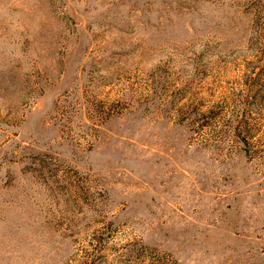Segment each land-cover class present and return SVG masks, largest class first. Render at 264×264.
<instances>
[{
  "label": "rangeland",
  "instance_id": "374dc122",
  "mask_svg": "<svg viewBox=\"0 0 264 264\" xmlns=\"http://www.w3.org/2000/svg\"><path fill=\"white\" fill-rule=\"evenodd\" d=\"M0 264H264V0H0Z\"/></svg>",
  "mask_w": 264,
  "mask_h": 264
}]
</instances>
